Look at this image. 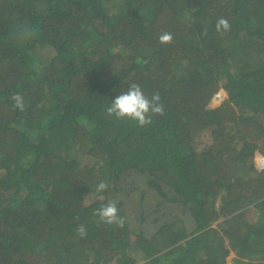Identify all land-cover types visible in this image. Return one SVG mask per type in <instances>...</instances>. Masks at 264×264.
<instances>
[{"label":"trees","instance_id":"16d2710c","mask_svg":"<svg viewBox=\"0 0 264 264\" xmlns=\"http://www.w3.org/2000/svg\"><path fill=\"white\" fill-rule=\"evenodd\" d=\"M131 81L161 95L150 125L105 111ZM256 152L264 0H0V264H264Z\"/></svg>","mask_w":264,"mask_h":264},{"label":"clouds","instance_id":"9594fccd","mask_svg":"<svg viewBox=\"0 0 264 264\" xmlns=\"http://www.w3.org/2000/svg\"><path fill=\"white\" fill-rule=\"evenodd\" d=\"M215 28L219 34L223 35L225 32L231 30V25L227 18L220 17L216 22ZM37 33V26L25 22L11 33V38L21 42H28L34 39ZM158 39L162 44H169L173 40V35L170 32H164ZM12 100L14 101L16 108L20 111L24 110L25 103L21 94H14ZM105 111L110 117L114 116L119 120L129 119L135 121L139 127H144L152 124L153 116L163 115L165 108L158 91L154 92L149 97L144 93L139 83L131 81L127 90L115 96L111 100L109 106L106 107ZM108 187L109 184L106 181L101 180L96 185V191L103 192L106 191ZM117 205L118 201L109 200L107 203L102 204L98 209H95L93 215L98 217L99 223L115 225L119 228H123L125 220L123 216L119 215L120 210ZM77 232L80 236L86 235L84 225H78Z\"/></svg>","mask_w":264,"mask_h":264},{"label":"rangeland","instance_id":"374dc122","mask_svg":"<svg viewBox=\"0 0 264 264\" xmlns=\"http://www.w3.org/2000/svg\"><path fill=\"white\" fill-rule=\"evenodd\" d=\"M218 98L215 99L214 97L211 100V106H217L220 104L221 100L224 98L225 94L224 91L221 89L218 93ZM215 94V95H217ZM264 157L262 155H260L259 153H255L254 155V167L256 168H260L261 165H264V161H263ZM233 254L232 252L229 253V255L226 257V264H232V258H233Z\"/></svg>","mask_w":264,"mask_h":264},{"label":"water","instance_id":"95a60500","mask_svg":"<svg viewBox=\"0 0 264 264\" xmlns=\"http://www.w3.org/2000/svg\"><path fill=\"white\" fill-rule=\"evenodd\" d=\"M215 99H217L218 98V94L217 95H215V97H214ZM263 161H264V159H263Z\"/></svg>","mask_w":264,"mask_h":264},{"label":"crops","instance_id":"0c3cea01","mask_svg":"<svg viewBox=\"0 0 264 264\" xmlns=\"http://www.w3.org/2000/svg\"><path fill=\"white\" fill-rule=\"evenodd\" d=\"M233 254V256H234V253H232Z\"/></svg>","mask_w":264,"mask_h":264}]
</instances>
